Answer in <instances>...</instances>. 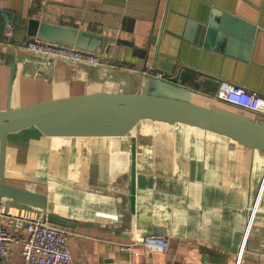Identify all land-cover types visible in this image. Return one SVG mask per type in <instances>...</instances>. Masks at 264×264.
Segmentation results:
<instances>
[{"label": "crops", "instance_id": "1", "mask_svg": "<svg viewBox=\"0 0 264 264\" xmlns=\"http://www.w3.org/2000/svg\"><path fill=\"white\" fill-rule=\"evenodd\" d=\"M216 7L241 20L238 32L210 27L214 33L201 36L199 24ZM29 19L133 44L97 48L108 66L48 58L18 47L29 39L23 37ZM157 44L159 59L174 64L168 71L159 61L154 66L165 80L142 74ZM17 54L23 61L16 64L11 107L140 91L148 78L152 95L213 102L225 81L264 96V0H0V57ZM8 78L9 66L0 63V110ZM4 176L45 194L44 213L75 223L67 227V244L79 264H237L240 252L239 264H264V218L249 215L264 212V152L221 134L149 119L118 137L45 136L29 127L8 134ZM147 233L165 237L167 248L147 249L141 243ZM127 244L130 252L121 249ZM22 261L18 247L6 258Z\"/></svg>", "mask_w": 264, "mask_h": 264}, {"label": "water", "instance_id": "2", "mask_svg": "<svg viewBox=\"0 0 264 264\" xmlns=\"http://www.w3.org/2000/svg\"><path fill=\"white\" fill-rule=\"evenodd\" d=\"M243 23L229 12L219 8L209 11L206 20L198 26L201 36L207 39L218 27L221 31L235 33ZM23 37L38 36L43 39L61 41L75 47L94 51L104 50L107 42L132 45L133 42L114 36H105L73 27L51 24L29 19ZM218 36L223 38L221 33ZM23 40H20L22 43ZM149 45H143L140 57L146 58ZM163 54L158 44L153 51L151 66L158 62L161 70H173L174 64L160 60ZM159 59V60H158ZM23 55L7 61L0 57L1 64L9 66L7 104L0 110V202L9 199L40 210L46 208V195L34 192L5 181L6 143L9 133L35 127L45 136L55 137H118L124 136L141 120L149 119L166 123H181L199 127L229 137L246 148L264 152V119L246 111L219 102H203L195 99H180L152 95L149 93L150 78L140 91H95L85 94L68 95L35 102L21 107H11L13 78L17 62ZM253 218L263 217L264 212L250 211ZM47 221L59 226L73 227L75 223L48 214ZM156 229V228H155ZM153 228V231H155ZM159 229L160 232V228ZM149 234V233H147Z\"/></svg>", "mask_w": 264, "mask_h": 264}, {"label": "built area", "instance_id": "3", "mask_svg": "<svg viewBox=\"0 0 264 264\" xmlns=\"http://www.w3.org/2000/svg\"><path fill=\"white\" fill-rule=\"evenodd\" d=\"M13 34V26L8 27L5 35L10 45ZM18 47L27 52L53 59L93 66L109 65L103 54L96 50L81 49L61 41L43 39L38 36L29 37L18 44ZM142 74L165 80L164 72L152 66L144 67ZM212 100L246 111L254 116H264V96L248 91L244 86L221 81L212 95ZM47 215L37 208L7 207L0 202V264H7L6 258L11 250L17 247L22 256V264H79L72 260L68 249L67 240L70 230L48 222ZM245 238L246 233L244 240ZM141 243L152 252H162L168 245L165 237L152 234L145 235ZM131 248L132 244L121 247L125 252H130ZM240 254L241 252L238 255L237 264H239Z\"/></svg>", "mask_w": 264, "mask_h": 264}, {"label": "rangeland", "instance_id": "4", "mask_svg": "<svg viewBox=\"0 0 264 264\" xmlns=\"http://www.w3.org/2000/svg\"><path fill=\"white\" fill-rule=\"evenodd\" d=\"M256 117H259V118H263L264 119V116L263 115H256Z\"/></svg>", "mask_w": 264, "mask_h": 264}]
</instances>
